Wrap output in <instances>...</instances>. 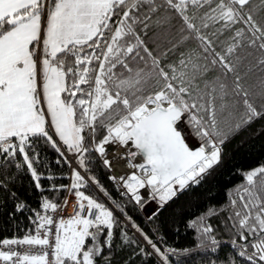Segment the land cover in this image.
<instances>
[{
	"label": "snow or ice",
	"instance_id": "snow-or-ice-1",
	"mask_svg": "<svg viewBox=\"0 0 264 264\" xmlns=\"http://www.w3.org/2000/svg\"><path fill=\"white\" fill-rule=\"evenodd\" d=\"M165 2L179 12L186 28L201 42L203 52L208 54L202 57L203 64L194 63L190 52L187 55L181 53L178 65H167L168 71L160 67L159 57L153 56L133 30L134 24L144 23L135 13L144 4L153 5V0H0V156H4L5 165L11 161L17 169L22 167L15 160L18 151L31 171L36 188L43 192L41 176L33 168L34 160L38 162V154L30 159L26 152V148L32 147L30 138H45V142L51 144L68 163L49 133L48 129H51L69 152L80 154L77 162L83 165V154L89 149L83 145L85 137L82 132L87 128L94 135L97 126L106 127L107 135L95 148L101 155L105 153L103 145L110 142L127 146L131 141L138 150L126 151L124 156L114 161L105 159L106 166L111 168L114 162L137 154L143 157L144 162L140 164L128 159V165L139 169L143 176L132 173L119 179L124 181V186L137 203L142 199L138 189L150 187L149 200H156L159 205L149 217L151 219L165 203L189 185L199 184L203 176L219 164L221 146L229 134L264 117V104L258 110L250 92L241 84L240 75L235 76L232 88L236 99H227L230 95L228 84L221 77L226 79L227 73H234L235 64L226 55L216 53L212 42L201 35L200 28L192 22L195 17L185 14L187 3L201 8L210 6L213 0ZM250 4L251 0H216V6L210 8L212 14L205 12L201 17V26L208 27L209 21H224L223 27L227 29L242 22L251 32L248 46L254 47L260 41L259 49L264 50V27L254 19V9L249 7L245 11ZM149 11L155 12V6ZM113 17L117 19L113 21ZM110 21L118 26L113 28ZM144 28H148L147 23H144ZM105 30L113 33L111 43H108L109 38H104ZM180 31L183 32L184 28ZM235 35L243 37L244 29H237ZM126 36H131L135 43L119 45V40ZM100 38L105 39L106 51L101 50L100 55L95 50L80 55L85 51V45L100 48ZM188 39L189 36H182L169 51ZM239 46V43L229 46L227 54L234 53ZM122 48L125 57L135 50L131 59L135 61L139 57L145 67L133 70L125 59H121ZM141 48L151 61L149 71H145L148 60L141 55ZM69 56L75 57L73 62L68 61ZM209 56L212 57L210 65ZM239 59L236 57L237 62ZM93 60L99 61L98 69L97 66H86ZM260 63L264 64V60ZM217 64L223 70L221 76L208 81L205 78L207 72ZM117 65L122 71H113ZM125 71L129 75L125 76ZM66 77L72 81L67 86ZM81 84H89L90 90L80 88ZM77 91L81 93L79 98H76ZM64 92L68 93L66 99L61 98ZM259 96L264 99V92ZM72 98H76L75 104ZM42 103L46 105L50 122L46 120ZM76 106L80 108L79 114L75 111ZM189 137L200 141L197 148L190 147ZM73 171L71 187L78 189L82 178ZM242 175L244 181L233 190L235 198L230 200L232 211L228 220L231 221V229L235 230L231 244L248 264H264V165L242 172ZM45 178L53 179L51 176ZM3 186L0 183V187ZM61 188L53 185L49 190ZM101 191H104L102 187ZM75 195L78 211L67 222L61 219L55 225L54 233L51 227H47L54 225L53 218L36 212L39 223L35 235L0 241V246H40L45 249L42 254H21L9 249L0 251V260L13 261V264H49L47 249H51L53 264H95L96 258L102 257L104 247H112L113 213L81 191L77 190ZM83 201H87V205ZM24 207V204H18L17 210ZM42 207L56 211L58 205L45 198ZM216 214L218 210L210 208L190 222V227L199 233V246L204 247L207 240L213 251L221 242L212 235L213 228L206 221ZM100 226L108 229L104 246L99 242L103 232ZM133 227L140 231L134 223ZM141 235L167 262V255L146 234L141 232ZM236 237L241 243H237ZM88 238L92 241L90 245L86 244ZM123 239L126 243V234ZM249 247L253 249L251 253L247 251ZM102 258L105 264H110V253ZM227 264L235 262L229 260Z\"/></svg>",
	"mask_w": 264,
	"mask_h": 264
},
{
	"label": "trees",
	"instance_id": "trees-1",
	"mask_svg": "<svg viewBox=\"0 0 264 264\" xmlns=\"http://www.w3.org/2000/svg\"><path fill=\"white\" fill-rule=\"evenodd\" d=\"M175 2L178 3L179 0H175ZM152 6H155V12L149 11ZM215 6L216 0H213L210 6L204 5L201 8H196L189 2L184 11L190 18L195 17L192 22L200 28V34L212 42V48L215 49V52L226 55L227 59L235 64L234 73H227L226 79L221 77L228 84L230 95L227 99H236L232 95V88L235 83V76L240 75L241 84L250 92V98L254 100L259 110V106L264 104V99L259 96V93L264 92V64L260 63L261 60H264V50L259 49L260 41H257L254 47L248 46L251 32L248 30V26L242 22L227 29L223 27L224 21L215 23L209 21L208 27H202L201 17L204 16L205 12L212 14L210 8ZM249 7L254 9L253 17L256 22L264 27V3L261 0H251V4L245 7V11ZM135 15L148 24V28H144V23L134 24L135 34L140 37L144 46L152 52L153 56L159 57L160 67H164L165 71L169 70L167 65H178L181 53L187 55L191 52L194 63H204L202 57L208 54L203 52L201 42L195 38V33H190V30L186 28L179 12L168 6L165 0H153V5L144 4ZM145 16L148 19L145 20ZM116 19L113 17V21ZM110 24L113 28L118 26L112 21ZM181 28H184L183 32L180 31ZM237 29H244L243 37H236ZM112 34L109 30L104 32V38H109L108 43H111L110 36ZM182 36H189V39L179 47L169 51ZM104 38H100V48L93 49L85 45V51L81 52L80 55L90 54L94 50L100 55L101 50L106 51ZM127 43H135V40L131 36H126L118 42L119 45H126ZM237 43L240 46L235 49L234 53L227 54V48ZM139 50L141 55H144L145 59L148 60L143 49ZM123 51L122 48L121 59H125L133 70L137 67H145L139 57L135 61L131 59L135 55V50L127 57L123 55ZM164 53L167 55H163ZM198 53L200 54L199 60H197ZM236 57L240 58L239 62L236 61ZM211 58L209 56V65ZM74 59L75 57H68L69 62H73ZM102 59L103 56L101 55ZM98 64L99 61L93 60L90 65L86 66L89 68L97 66L98 69ZM151 68V61L148 60V67L145 68V71H149ZM189 70H191V65H189ZM113 71H122L121 66L117 65ZM222 71L217 64L207 72L205 78L208 81H213L217 76H221ZM124 75L127 76L129 73L125 71ZM65 83L67 86L72 81L66 77ZM201 87H203L202 82ZM80 88L90 90L89 84H81ZM72 90L75 91L74 88ZM80 96L81 93L77 91L76 98ZM61 98H68V93H61ZM76 98H72L74 104ZM75 111L77 114L80 113L79 106H76ZM48 130L53 135L51 130ZM82 135L85 137L83 145L89 151L83 154V165L79 164L77 160L76 162L89 182L80 176L82 179L78 182L80 184L78 189L71 187L74 171L67 157L69 151L65 145L58 142L54 135L53 139L57 141L60 151L67 157L68 163L51 144L45 142V138H30L32 147L31 149L26 148L30 159L38 154V162L34 160L33 168L41 176L40 184L44 189L43 192L36 188L31 171L24 164L23 157L18 151L15 160L22 165L20 169H17L11 161L5 165L4 156H0V183L4 185L0 187V241L20 239L29 234L35 235L39 223L36 221V212L47 215L48 209L45 210L42 207L44 199L47 198L48 201L59 205L68 194L76 196L75 192L78 190L83 192L85 196L96 200L97 203L103 204L113 213L112 247L110 249L104 247L102 253V257L109 256L110 253V264H227L229 260H233L235 264H248L246 260L239 257L238 250L232 247L231 241L234 238L235 230L231 229V221L228 220V217L232 211L230 200L235 198L233 190L244 181L242 172L264 165V117L258 118L239 131L229 134L221 146L219 164L209 170L199 184L189 185L183 192L165 203L159 209L158 214L151 219L149 217L152 214L147 216L144 212L148 199H141L140 203H137L133 197L121 195L112 180L110 171L101 161L99 152L95 150L96 145L107 135V128L97 126L94 135H91L89 129L86 128ZM197 143L200 144V141L197 140ZM58 160L59 163H57ZM49 176L53 179L45 178ZM53 185L57 188L63 187L58 191L49 190ZM101 187L104 191H101ZM21 203L25 207L18 211L17 205ZM210 208L218 210V214L208 217L206 221L213 228L212 235L221 242L215 251L212 250L210 242L207 240H205L204 247L199 246V233L190 227L191 221L207 213ZM157 209L153 212H156ZM34 221L36 222L34 223ZM133 223L140 231L133 227ZM100 227L103 232L99 242L101 246H104L108 229L104 226ZM94 230L91 229L90 231ZM141 232L146 234L161 252L167 255V262L147 243ZM124 234L128 238L126 243L123 239ZM236 239L237 243H241L238 237ZM250 239L254 240L255 238ZM91 243L90 238L86 239V244L90 245ZM247 251L251 253L253 249L249 247ZM102 257H97L95 264H105Z\"/></svg>",
	"mask_w": 264,
	"mask_h": 264
},
{
	"label": "built area",
	"instance_id": "built-area-1",
	"mask_svg": "<svg viewBox=\"0 0 264 264\" xmlns=\"http://www.w3.org/2000/svg\"><path fill=\"white\" fill-rule=\"evenodd\" d=\"M128 144H131L132 148H134V146L132 145L131 141ZM118 145H119V142H110L108 144L103 145V147L105 148V152H106V154L104 153L106 159H108L110 161L109 158L111 157V154L115 153L114 150L118 147ZM132 152H138V151H137V149L134 148V151H132ZM104 154L103 155H101V153L99 154V155H101L103 162H104V159H103ZM77 155L78 154L74 155V157L71 158V155L67 154V157L70 160L72 169L75 168L73 170H78L82 175L85 176V174L81 171V169L79 168V166L75 162V158L78 157ZM134 158H135V160H132L131 157H128L126 160L128 161V159H131L132 162H136L137 159H139L138 162L141 161V163H143V160H142L143 158L141 157L140 154H137ZM110 169L113 171L112 177H116V179H112V180H113L117 190L119 191V193L121 195L125 196V197L130 196L129 192L126 190V188L124 186V181H121L119 179V177L120 176H124L125 178H127L131 174L123 173L121 175H115L114 174L115 172H121V171H120V168H118L114 164H112ZM149 191L150 190L147 187L141 189V191H140L141 197L142 198H145V197L149 198V194H150ZM65 201H67V204H65ZM83 203L85 205H87V202L83 201ZM76 211H78L77 197H75L72 194H68L62 200V202L58 205L56 211H52V210L49 211L48 216H51L53 218L54 225L53 226H47V227H51L52 228V232L54 233L55 232V225L61 219H63L65 222H67L68 218L74 216ZM94 211H97V210H94ZM81 215H84V214L82 213ZM41 234L43 235V230H41ZM20 239H22V238H20ZM50 242H51V239H50ZM9 249H14V250H16L17 252H19L21 254H28V255L42 254V252L45 250L44 248H41L40 246H29V245H23V246H20V245L0 246V251H9ZM47 251L49 253V255H48L49 264H53L54 256L52 255V251H51V249H47ZM15 259L16 258L14 257L13 260L15 261ZM0 264H13V261L5 262V261L0 260Z\"/></svg>",
	"mask_w": 264,
	"mask_h": 264
},
{
	"label": "rangeland",
	"instance_id": "rangeland-1",
	"mask_svg": "<svg viewBox=\"0 0 264 264\" xmlns=\"http://www.w3.org/2000/svg\"><path fill=\"white\" fill-rule=\"evenodd\" d=\"M42 106L45 108V105H43V103H42ZM45 113H46V110H45ZM51 130V129H50ZM51 132H52V130H51ZM54 135V134H53ZM55 136V135H54ZM56 137V139L58 140V142L62 145L63 143L61 142V141H59V138L57 137V136H55ZM188 143H191V142H193V143H197V140L194 138V137H189V139H188V141H187ZM199 144V143H198ZM122 147L121 145H120V143H119V145H118V147ZM68 154H70L71 155V158H73L74 157V155H76V154H78L79 155V153H75V152H67ZM100 154V153H99ZM105 154H106V152H105ZM105 154H104V156H103V159L105 160L106 159V157H105ZM77 155V156H78ZM100 156V158H101V161H102V157H101V155H99ZM78 158V157H77ZM77 158H75V162H76V160H77ZM132 158V160H135V158L134 157H131ZM143 160V159H142ZM103 162V161H102ZM143 162H144V160H143ZM104 163V162H103ZM76 164H77V162H76ZM104 165H105V163H104ZM106 166V165H105ZM107 168H108V170L110 171V173H111V176H112V173H113V171L108 167V166H106ZM73 169H75V168H73ZM77 173H79V175L84 179V180H86L87 182H89V179L88 178H86L84 175H82L78 170H75ZM112 171V172H111ZM115 175H121L122 173L121 172H115L114 173ZM137 174V173H136ZM137 175H139V176H143V173L142 172H140V173H138ZM147 187V186H146ZM126 188V187H125ZM150 191L149 192H151V189H150V187H147ZM141 189H143V188H141ZM141 189H138V194L140 195V191H141ZM126 190L128 191V189L126 188ZM129 192V191H128ZM129 194H130V196L131 197H133V194L131 193V192H129ZM141 196V195H140ZM76 197V196H75ZM142 198V197H141ZM146 199H148V202H147V204H146V206H145V208H144V212H145V214L147 215V216H149L150 214H152L153 213V211L156 209V208H158L159 207V205H158V203H157V201L156 200H149V198L148 197H145V198H142V200H146ZM107 209V208H106ZM109 210V209H108ZM48 213H49V209H48V211H47V215L46 216H48Z\"/></svg>",
	"mask_w": 264,
	"mask_h": 264
},
{
	"label": "bare ground",
	"instance_id": "bare-ground-1",
	"mask_svg": "<svg viewBox=\"0 0 264 264\" xmlns=\"http://www.w3.org/2000/svg\"><path fill=\"white\" fill-rule=\"evenodd\" d=\"M126 151H134V148H132L131 144H128L127 146H122V147H117L113 154H111V157L109 158L110 161H114L115 158L117 157H121V156H124ZM127 158L125 159H121L119 160L118 162H114L113 164L115 166H117L118 168H120V171L121 173H125V174H132V173H140L141 171L139 169H136V168H132L128 165V161L126 160ZM139 159H137L136 162H132L134 164H140V162H138ZM143 173V172H142Z\"/></svg>",
	"mask_w": 264,
	"mask_h": 264
},
{
	"label": "water",
	"instance_id": "water-1",
	"mask_svg": "<svg viewBox=\"0 0 264 264\" xmlns=\"http://www.w3.org/2000/svg\"><path fill=\"white\" fill-rule=\"evenodd\" d=\"M189 145H190V147H192L193 149H195V148H197V147L199 146L198 143H193V142L189 143ZM137 151H138V150H137ZM141 157H142V155H141ZM142 158H143V157H142Z\"/></svg>",
	"mask_w": 264,
	"mask_h": 264
},
{
	"label": "crops",
	"instance_id": "crops-1",
	"mask_svg": "<svg viewBox=\"0 0 264 264\" xmlns=\"http://www.w3.org/2000/svg\"><path fill=\"white\" fill-rule=\"evenodd\" d=\"M45 110H46V105H45ZM46 115V120L50 122V116L47 115V112L45 113ZM48 127V125L46 124V128Z\"/></svg>",
	"mask_w": 264,
	"mask_h": 264
}]
</instances>
